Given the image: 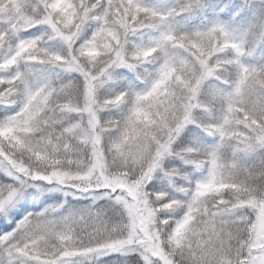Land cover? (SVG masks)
<instances>
[{"label":"snow or ice","instance_id":"1","mask_svg":"<svg viewBox=\"0 0 264 264\" xmlns=\"http://www.w3.org/2000/svg\"><path fill=\"white\" fill-rule=\"evenodd\" d=\"M0 264H264V0H0Z\"/></svg>","mask_w":264,"mask_h":264},{"label":"trees","instance_id":"2","mask_svg":"<svg viewBox=\"0 0 264 264\" xmlns=\"http://www.w3.org/2000/svg\"><path fill=\"white\" fill-rule=\"evenodd\" d=\"M122 71H123V70H122ZM128 76L130 77V76H131V73H128ZM112 87H113V89H114L115 91H119L120 88L123 87V85H121V84H114V85H112ZM190 142H191V138H189V141L186 142V144H187V143H190Z\"/></svg>","mask_w":264,"mask_h":264},{"label":"rangeland","instance_id":"3","mask_svg":"<svg viewBox=\"0 0 264 264\" xmlns=\"http://www.w3.org/2000/svg\"><path fill=\"white\" fill-rule=\"evenodd\" d=\"M145 2L149 5H152L156 3V0H145Z\"/></svg>","mask_w":264,"mask_h":264}]
</instances>
